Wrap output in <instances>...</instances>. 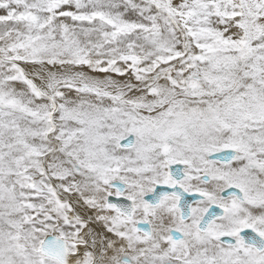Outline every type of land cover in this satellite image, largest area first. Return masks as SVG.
<instances>
[{
	"label": "snow or ice",
	"instance_id": "obj_1",
	"mask_svg": "<svg viewBox=\"0 0 264 264\" xmlns=\"http://www.w3.org/2000/svg\"><path fill=\"white\" fill-rule=\"evenodd\" d=\"M0 264H264V0H0Z\"/></svg>",
	"mask_w": 264,
	"mask_h": 264
}]
</instances>
